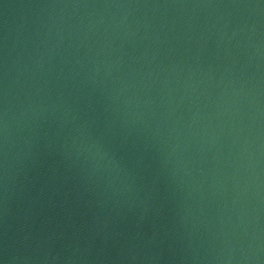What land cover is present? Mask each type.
Here are the masks:
<instances>
[{
  "label": "water",
  "instance_id": "obj_1",
  "mask_svg": "<svg viewBox=\"0 0 264 264\" xmlns=\"http://www.w3.org/2000/svg\"><path fill=\"white\" fill-rule=\"evenodd\" d=\"M20 1L125 264H264V0Z\"/></svg>",
  "mask_w": 264,
  "mask_h": 264
},
{
  "label": "clouds",
  "instance_id": "obj_2",
  "mask_svg": "<svg viewBox=\"0 0 264 264\" xmlns=\"http://www.w3.org/2000/svg\"><path fill=\"white\" fill-rule=\"evenodd\" d=\"M97 155H101L100 152H99V150H97ZM101 158H102V156H101Z\"/></svg>",
  "mask_w": 264,
  "mask_h": 264
}]
</instances>
